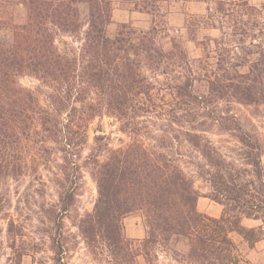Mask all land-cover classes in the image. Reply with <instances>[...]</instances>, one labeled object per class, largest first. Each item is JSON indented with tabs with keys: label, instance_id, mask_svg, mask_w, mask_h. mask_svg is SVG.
I'll use <instances>...</instances> for the list:
<instances>
[{
	"label": "trees",
	"instance_id": "trees-1",
	"mask_svg": "<svg viewBox=\"0 0 264 264\" xmlns=\"http://www.w3.org/2000/svg\"><path fill=\"white\" fill-rule=\"evenodd\" d=\"M115 1L153 15L154 25L122 23L111 36ZM169 1L0 0V32L12 31L0 33V184L29 177L56 185L49 211L59 263L68 249L64 216L85 167L97 198L79 230L107 264H158V248L177 237L188 242V264H241L230 233L253 238L242 217L264 221V137L235 107L264 108V0H188L208 3L183 24L200 56L179 40L170 49L161 43L156 18ZM204 29L218 34L200 38ZM105 116L129 141L111 145L100 124L90 143L93 123ZM213 130L230 132L233 155ZM201 196L222 204L223 215L201 212ZM134 213L146 229L143 261L124 229Z\"/></svg>",
	"mask_w": 264,
	"mask_h": 264
},
{
	"label": "rangeland",
	"instance_id": "rangeland-1",
	"mask_svg": "<svg viewBox=\"0 0 264 264\" xmlns=\"http://www.w3.org/2000/svg\"><path fill=\"white\" fill-rule=\"evenodd\" d=\"M208 3L204 1L171 0L163 7L164 17L156 18L159 27H162L160 40L166 49H170L173 40H179L190 51L192 56H200L201 48L188 38L186 29L183 28L184 20L191 13H205ZM18 9L23 12L20 4ZM83 13L86 6L82 5ZM122 23L131 24L138 30H149L154 25L153 15L134 8L131 3H113L112 23L108 26V33L114 36ZM2 38L12 36L10 28L1 30ZM217 35L218 31L204 29L199 37L204 35ZM24 86L35 87L37 81L31 77H22ZM236 111L246 128H253L254 123L264 137V108L263 106H247L236 104ZM100 124L111 136V145L120 146L129 141L127 133L120 128V123L105 116L96 119L91 130L90 143L94 142L95 128ZM160 127L150 129L161 134ZM212 138L223 147L225 153L233 155L230 147L234 140L230 132L213 130ZM225 139H231L229 144ZM148 139L147 142L154 143ZM86 151L84 152L85 156ZM105 155H101L103 159ZM264 164V155L262 157ZM58 169V168H56ZM55 169V170H56ZM45 179H48V171L44 170ZM57 187L53 182L41 185L27 177L21 183L8 179L0 184V264H107L105 255L93 252L84 236L79 230L80 219L94 207L97 198L96 183L93 180L89 168L85 167L83 178L79 182L75 204L64 216V234L68 249L62 263L57 260V254L52 242V235L56 231L54 222L50 216L49 203L57 200ZM206 192L207 189L205 188ZM198 209L211 216L223 215L224 206L207 196H201L197 203ZM241 224L245 229H254V237L247 238L245 234L233 230L231 238L238 246L241 264H264V221L262 219L242 217ZM124 229L128 238L132 240L139 261H143L141 254V240L145 236V225L139 213L129 215L124 219ZM188 250V242L177 237L170 242L167 248H158V264H188L184 254Z\"/></svg>",
	"mask_w": 264,
	"mask_h": 264
}]
</instances>
